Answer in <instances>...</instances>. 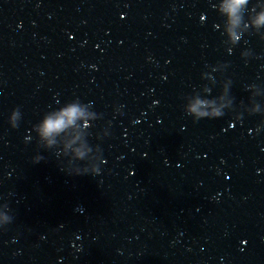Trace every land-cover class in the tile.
Segmentation results:
<instances>
[{
	"label": "water",
	"instance_id": "95a60500",
	"mask_svg": "<svg viewBox=\"0 0 264 264\" xmlns=\"http://www.w3.org/2000/svg\"><path fill=\"white\" fill-rule=\"evenodd\" d=\"M226 4L0 0V264H264V0L235 42ZM82 143L99 175L62 170Z\"/></svg>",
	"mask_w": 264,
	"mask_h": 264
},
{
	"label": "clouds",
	"instance_id": "9594fccd",
	"mask_svg": "<svg viewBox=\"0 0 264 264\" xmlns=\"http://www.w3.org/2000/svg\"><path fill=\"white\" fill-rule=\"evenodd\" d=\"M248 0H227L224 11L227 14L231 27L228 30L229 38L234 42L239 39L236 35L234 29L240 23V17L238 12L242 5H245ZM257 26H264V13H261L257 16L255 22ZM203 103L200 100H197L195 104L188 106L185 109V113L188 116L193 118V121H199L203 118H218L221 117L224 113L219 109L212 107L210 111H206L203 108ZM214 103V102H209ZM91 104V103H90ZM85 115L84 107L80 104H68L66 107L60 108L59 110L54 111L51 114L43 116L39 123L35 125L39 136L42 140L46 141L45 149L51 148L52 145L56 143L54 137L65 131L66 128L71 126L77 119L82 118ZM21 118V113L19 109H14L9 117V123L13 128L18 126V121ZM78 139V138H77ZM75 141H70L66 148H72V144ZM93 146L89 147L86 144H81L79 147L72 149L73 156L70 157L66 164L61 168L68 175H88L93 176L99 175L101 172L100 164L102 163L101 150L99 146H95L94 156L90 159H85L86 154L93 151ZM44 157L37 154L33 158V163H39L43 160ZM77 161H83L84 165H77ZM0 208L4 209L3 212H0V221L3 225L11 223L12 217L7 214V205H2Z\"/></svg>",
	"mask_w": 264,
	"mask_h": 264
}]
</instances>
